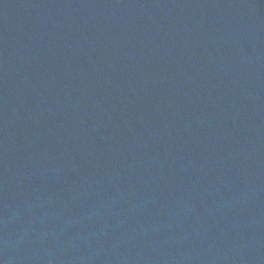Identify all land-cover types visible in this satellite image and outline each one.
I'll list each match as a JSON object with an SVG mask.
<instances>
[{"label": "water", "instance_id": "obj_1", "mask_svg": "<svg viewBox=\"0 0 264 264\" xmlns=\"http://www.w3.org/2000/svg\"><path fill=\"white\" fill-rule=\"evenodd\" d=\"M0 264H264V0H0Z\"/></svg>", "mask_w": 264, "mask_h": 264}]
</instances>
